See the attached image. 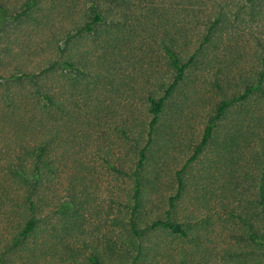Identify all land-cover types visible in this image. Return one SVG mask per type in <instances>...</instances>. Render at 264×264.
<instances>
[{
    "label": "trees",
    "instance_id": "obj_1",
    "mask_svg": "<svg viewBox=\"0 0 264 264\" xmlns=\"http://www.w3.org/2000/svg\"><path fill=\"white\" fill-rule=\"evenodd\" d=\"M235 1L0 0V264H264V0Z\"/></svg>",
    "mask_w": 264,
    "mask_h": 264
},
{
    "label": "rangeland",
    "instance_id": "obj_2",
    "mask_svg": "<svg viewBox=\"0 0 264 264\" xmlns=\"http://www.w3.org/2000/svg\"><path fill=\"white\" fill-rule=\"evenodd\" d=\"M255 20L256 19L251 21L247 14H243L238 20L241 23L236 22L235 24H233L234 34H235L234 42H235V46L239 50L242 48L244 49L249 48L250 46L253 45V42L256 40L254 35H257L260 32L259 30L260 28L258 26L259 23Z\"/></svg>",
    "mask_w": 264,
    "mask_h": 264
}]
</instances>
